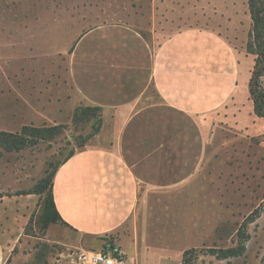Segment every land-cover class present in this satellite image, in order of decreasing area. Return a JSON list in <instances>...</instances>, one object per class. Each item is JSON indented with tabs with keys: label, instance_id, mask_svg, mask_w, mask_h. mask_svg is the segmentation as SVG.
<instances>
[{
	"label": "crops",
	"instance_id": "1",
	"mask_svg": "<svg viewBox=\"0 0 264 264\" xmlns=\"http://www.w3.org/2000/svg\"><path fill=\"white\" fill-rule=\"evenodd\" d=\"M70 19L56 28H71L72 38L54 54L62 64L46 78L48 87L65 86L52 99L63 121L40 117L39 124L69 126L78 107H98L101 127L52 177L59 219L74 233L115 243L126 264H144V251H156L158 264L181 261L219 222L209 170L220 167V117L237 105L242 57L208 27L152 28L145 36L127 23H105L76 39ZM40 55L32 52L29 60ZM33 90L25 95L32 98ZM23 208V199L0 198V222ZM189 231L204 235L199 245L183 244ZM6 238L0 233V264Z\"/></svg>",
	"mask_w": 264,
	"mask_h": 264
},
{
	"label": "rangeland",
	"instance_id": "2",
	"mask_svg": "<svg viewBox=\"0 0 264 264\" xmlns=\"http://www.w3.org/2000/svg\"><path fill=\"white\" fill-rule=\"evenodd\" d=\"M261 6L264 15V0ZM58 16L60 23L53 21ZM70 17V25L76 27V39L105 23H127L145 36H149L152 28L176 31L201 26L218 31L237 50L242 57L237 105L220 117L221 163L213 171L208 169L215 177L210 182L218 192L219 222L216 231L193 248L190 264H262L264 118L253 114L248 94L255 59V55L247 52L248 42L253 40V34L249 37L252 21L248 0H0V198L25 201L21 213L0 222L6 230L0 233L7 235L4 264H46L66 247L92 250L101 247L100 241L74 233L61 222L49 223L47 189L37 194L40 187H46L49 171L72 151L82 149L81 143L91 133L94 123H71L53 135L31 137L22 135L21 131L12 133L19 124L53 126L51 122L39 124L40 117L63 121L57 118L58 104L52 99L61 98L66 92L65 86L48 87L46 78L55 71V65L62 64L54 54L69 45L72 30L56 28L68 25ZM39 28L44 32L38 33ZM31 50L41 55L29 60ZM21 68L31 80L22 79ZM16 81L25 93L17 88ZM48 81L52 83L53 79ZM260 85L264 90V76L260 78ZM32 87L35 90L30 98L25 94ZM8 89L18 98L12 97L11 92L8 94ZM24 105L31 109H25ZM34 108L39 111L35 112ZM2 131L18 138L3 137ZM9 208L14 211L12 204ZM190 231L189 239H184L183 244L199 245L204 235L199 232L200 237L196 238ZM237 231H243L246 238L244 254L218 258V250L237 247ZM144 253V264H158L156 251ZM173 262L169 263L184 264L182 260Z\"/></svg>",
	"mask_w": 264,
	"mask_h": 264
},
{
	"label": "trees",
	"instance_id": "3",
	"mask_svg": "<svg viewBox=\"0 0 264 264\" xmlns=\"http://www.w3.org/2000/svg\"><path fill=\"white\" fill-rule=\"evenodd\" d=\"M262 0H248V9L250 14V19L252 21V32L249 34V37H252L253 40L248 42V50L247 52L250 54L255 55L254 59V67L251 72V76L249 79L248 84V94L249 99L252 102V109L253 114L257 118H264V90L260 85V78L264 76V15L262 14ZM93 122L94 125L91 127V133L82 141L81 146H84V143L91 138L92 136L96 135L101 127V110L98 107H78L71 119L72 124H80V123H89ZM63 126H51V127H33V126H23L21 128V134L24 136L30 135L31 137L44 135V134H55L60 128ZM3 137H11V138H18V136H14L13 134H8L2 132ZM2 144H5L2 140ZM9 150L11 149L9 146L6 147ZM74 154L72 151L63 161L55 165L51 171L46 176L45 179V186L40 187L38 189V193L40 194L43 190L47 189V207L50 209V215L47 216V221L49 223L53 222H61L59 216L54 208V204L52 203L51 199V184H52V177L55 174L58 166L67 160V158L71 157ZM44 183V182H42ZM41 184V183H40ZM248 222H251L248 221ZM63 224V223H62ZM238 243L236 248H230L227 250H218L219 255L218 258L227 259L233 257H240L244 254L246 247H245V240L243 236V231H237L236 233ZM241 238V240H240ZM211 253H215L214 250L209 249ZM194 249L187 250L183 253L182 262L184 264H190L191 257L190 254L194 252ZM262 264H264V255L262 258Z\"/></svg>",
	"mask_w": 264,
	"mask_h": 264
},
{
	"label": "built area",
	"instance_id": "4",
	"mask_svg": "<svg viewBox=\"0 0 264 264\" xmlns=\"http://www.w3.org/2000/svg\"><path fill=\"white\" fill-rule=\"evenodd\" d=\"M46 264H126V256L120 247L106 240L97 250L66 247L54 254Z\"/></svg>",
	"mask_w": 264,
	"mask_h": 264
}]
</instances>
